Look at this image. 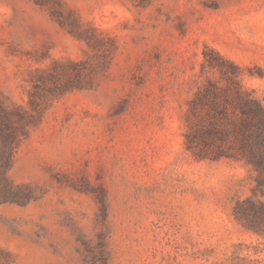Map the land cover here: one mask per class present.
Masks as SVG:
<instances>
[{
  "label": "rangeland",
  "instance_id": "rangeland-1",
  "mask_svg": "<svg viewBox=\"0 0 264 264\" xmlns=\"http://www.w3.org/2000/svg\"><path fill=\"white\" fill-rule=\"evenodd\" d=\"M240 92L264 0H0V262L264 264Z\"/></svg>",
  "mask_w": 264,
  "mask_h": 264
},
{
  "label": "trees",
  "instance_id": "trees-1",
  "mask_svg": "<svg viewBox=\"0 0 264 264\" xmlns=\"http://www.w3.org/2000/svg\"><path fill=\"white\" fill-rule=\"evenodd\" d=\"M239 109L242 113L241 152L257 172L256 191L264 193V105L257 98H250L244 92L239 93ZM0 135L2 133L0 131ZM3 139L6 145L8 140ZM10 158L5 149H0V199L6 201L26 202L29 193L19 191L11 185L7 176ZM236 217L256 231H264V202L255 201L252 197L238 201L234 210ZM0 253H3L0 250ZM2 255V254H1ZM0 264H4L0 262Z\"/></svg>",
  "mask_w": 264,
  "mask_h": 264
}]
</instances>
